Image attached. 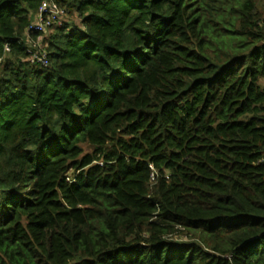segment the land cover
Listing matches in <instances>:
<instances>
[{
  "label": "trees",
  "instance_id": "16d2710c",
  "mask_svg": "<svg viewBox=\"0 0 264 264\" xmlns=\"http://www.w3.org/2000/svg\"><path fill=\"white\" fill-rule=\"evenodd\" d=\"M42 1L0 0V264H264V0H56L48 67Z\"/></svg>",
  "mask_w": 264,
  "mask_h": 264
},
{
  "label": "built area",
  "instance_id": "2783aa9c",
  "mask_svg": "<svg viewBox=\"0 0 264 264\" xmlns=\"http://www.w3.org/2000/svg\"><path fill=\"white\" fill-rule=\"evenodd\" d=\"M70 22V13L65 6L56 0H43L27 30L29 61L33 64L48 67L47 41L49 35L65 27ZM34 34H37V37L33 39L32 36ZM6 51H10L9 45H6ZM1 62L2 59H0ZM68 179L71 180L70 177Z\"/></svg>",
  "mask_w": 264,
  "mask_h": 264
},
{
  "label": "rangeland",
  "instance_id": "374dc122",
  "mask_svg": "<svg viewBox=\"0 0 264 264\" xmlns=\"http://www.w3.org/2000/svg\"><path fill=\"white\" fill-rule=\"evenodd\" d=\"M70 17H71L70 23H72V25H74V23L76 25L80 24L81 19L77 13L71 14Z\"/></svg>",
  "mask_w": 264,
  "mask_h": 264
}]
</instances>
